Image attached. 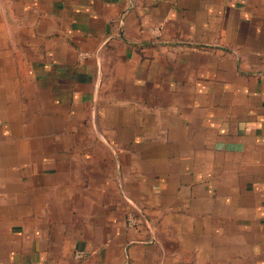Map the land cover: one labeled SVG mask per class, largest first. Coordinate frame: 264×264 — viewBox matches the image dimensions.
<instances>
[{
  "label": "crops",
  "instance_id": "obj_1",
  "mask_svg": "<svg viewBox=\"0 0 264 264\" xmlns=\"http://www.w3.org/2000/svg\"><path fill=\"white\" fill-rule=\"evenodd\" d=\"M0 264H264V0H0Z\"/></svg>",
  "mask_w": 264,
  "mask_h": 264
},
{
  "label": "built area",
  "instance_id": "obj_2",
  "mask_svg": "<svg viewBox=\"0 0 264 264\" xmlns=\"http://www.w3.org/2000/svg\"><path fill=\"white\" fill-rule=\"evenodd\" d=\"M156 34H160V30L157 29L154 31ZM130 223L133 224L134 223V220H130ZM76 259H84L87 257L86 253L84 252H77L76 255H75Z\"/></svg>",
  "mask_w": 264,
  "mask_h": 264
}]
</instances>
